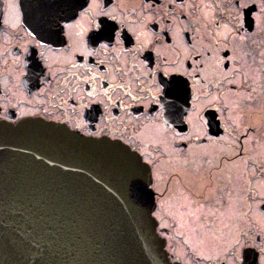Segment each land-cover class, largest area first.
Masks as SVG:
<instances>
[{
	"label": "flooded vegetation",
	"instance_id": "flooded-vegetation-1",
	"mask_svg": "<svg viewBox=\"0 0 264 264\" xmlns=\"http://www.w3.org/2000/svg\"><path fill=\"white\" fill-rule=\"evenodd\" d=\"M78 3L53 36L38 0H0V122L122 141L172 261L264 264V0Z\"/></svg>",
	"mask_w": 264,
	"mask_h": 264
},
{
	"label": "water",
	"instance_id": "water-1",
	"mask_svg": "<svg viewBox=\"0 0 264 264\" xmlns=\"http://www.w3.org/2000/svg\"><path fill=\"white\" fill-rule=\"evenodd\" d=\"M116 161L138 166L135 196ZM152 182L151 166L119 140L0 122V264H180L157 232Z\"/></svg>",
	"mask_w": 264,
	"mask_h": 264
},
{
	"label": "snow or ice",
	"instance_id": "snow-or-ice-1",
	"mask_svg": "<svg viewBox=\"0 0 264 264\" xmlns=\"http://www.w3.org/2000/svg\"><path fill=\"white\" fill-rule=\"evenodd\" d=\"M37 6L42 9L40 24L47 27L53 36L58 34L59 20L64 18L61 13L75 14L76 9L80 7L78 0H38ZM116 166L121 172L129 194L135 196L142 188L138 166L121 161H116Z\"/></svg>",
	"mask_w": 264,
	"mask_h": 264
},
{
	"label": "rangeland",
	"instance_id": "rangeland-1",
	"mask_svg": "<svg viewBox=\"0 0 264 264\" xmlns=\"http://www.w3.org/2000/svg\"><path fill=\"white\" fill-rule=\"evenodd\" d=\"M156 130H157V129H156ZM150 131H151V130H150ZM156 132H157V131H156ZM150 135H151V134L146 133V134H145L146 137L144 136V137L146 138V141H147L148 144H151L152 141H153L152 138L150 139V137H151ZM151 188H152V186H151ZM153 191H154V190H153ZM162 191H163V192L165 191L164 185L162 186L161 192H162ZM154 194H155V191H154ZM155 198H156V194H155ZM155 201H156V200H155ZM153 214L156 216V218H157L158 220L161 219L162 226H164V227H168L169 229L174 228V225L171 226L169 219H166V218H165L166 216L164 215L163 211H161V210L157 211L156 208H155ZM171 232H172V231H171Z\"/></svg>",
	"mask_w": 264,
	"mask_h": 264
}]
</instances>
